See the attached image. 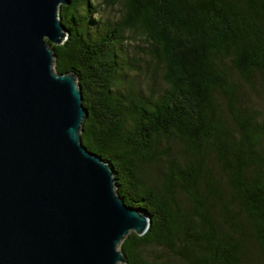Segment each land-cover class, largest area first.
I'll list each match as a JSON object with an SVG mask.
<instances>
[{
  "label": "trees",
  "instance_id": "16d2710c",
  "mask_svg": "<svg viewBox=\"0 0 264 264\" xmlns=\"http://www.w3.org/2000/svg\"><path fill=\"white\" fill-rule=\"evenodd\" d=\"M99 1L62 5L51 46L85 145L151 220L126 264H245L247 242L264 264V0Z\"/></svg>",
  "mask_w": 264,
  "mask_h": 264
},
{
  "label": "water",
  "instance_id": "95a60500",
  "mask_svg": "<svg viewBox=\"0 0 264 264\" xmlns=\"http://www.w3.org/2000/svg\"><path fill=\"white\" fill-rule=\"evenodd\" d=\"M71 0H0V264H123L151 224L85 145L75 73L54 69Z\"/></svg>",
  "mask_w": 264,
  "mask_h": 264
},
{
  "label": "rangeland",
  "instance_id": "374dc122",
  "mask_svg": "<svg viewBox=\"0 0 264 264\" xmlns=\"http://www.w3.org/2000/svg\"><path fill=\"white\" fill-rule=\"evenodd\" d=\"M98 2H100L99 0H95V3L98 4ZM104 6H102L100 8V13H102L104 15V17H107L109 15V12H111V7L107 6V4L105 3V1L103 2ZM107 6V7H106ZM119 4L116 5V9L119 8ZM114 13V11H113ZM119 248V247H118ZM247 248L248 250L246 251L245 254V259H244V263L245 264H262L260 259H259V254H258V250L257 248L253 245V243L251 242H247ZM173 264H175V262H172ZM126 264V263H123ZM178 264V263H176Z\"/></svg>",
  "mask_w": 264,
  "mask_h": 264
}]
</instances>
